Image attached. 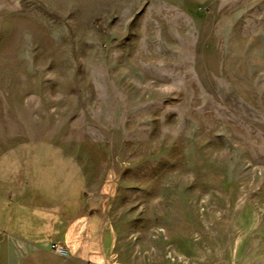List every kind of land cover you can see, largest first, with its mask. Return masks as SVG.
I'll use <instances>...</instances> for the list:
<instances>
[{
  "label": "rangeland",
  "instance_id": "374dc122",
  "mask_svg": "<svg viewBox=\"0 0 264 264\" xmlns=\"http://www.w3.org/2000/svg\"><path fill=\"white\" fill-rule=\"evenodd\" d=\"M11 142L82 167L125 238L264 259V0H0Z\"/></svg>",
  "mask_w": 264,
  "mask_h": 264
},
{
  "label": "crops",
  "instance_id": "0c3cea01",
  "mask_svg": "<svg viewBox=\"0 0 264 264\" xmlns=\"http://www.w3.org/2000/svg\"><path fill=\"white\" fill-rule=\"evenodd\" d=\"M10 144L0 145V264L218 263L211 252L196 250L190 257L150 237L121 236L82 167L66 157L30 161L22 147ZM53 244L67 255L52 251Z\"/></svg>",
  "mask_w": 264,
  "mask_h": 264
},
{
  "label": "built area",
  "instance_id": "2783aa9c",
  "mask_svg": "<svg viewBox=\"0 0 264 264\" xmlns=\"http://www.w3.org/2000/svg\"><path fill=\"white\" fill-rule=\"evenodd\" d=\"M51 249H52V251H54L60 255H63V256L67 255V250L65 248L59 246L58 244H53Z\"/></svg>",
  "mask_w": 264,
  "mask_h": 264
}]
</instances>
